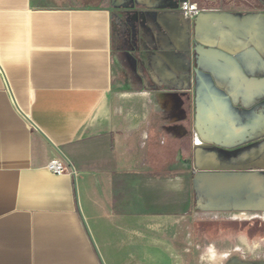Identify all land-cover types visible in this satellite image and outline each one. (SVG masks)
<instances>
[{"label": "crops", "instance_id": "1", "mask_svg": "<svg viewBox=\"0 0 264 264\" xmlns=\"http://www.w3.org/2000/svg\"><path fill=\"white\" fill-rule=\"evenodd\" d=\"M93 1L0 0V264H176L179 208L264 210L262 163H195L264 141V0L161 5L120 91Z\"/></svg>", "mask_w": 264, "mask_h": 264}, {"label": "rangeland", "instance_id": "2", "mask_svg": "<svg viewBox=\"0 0 264 264\" xmlns=\"http://www.w3.org/2000/svg\"><path fill=\"white\" fill-rule=\"evenodd\" d=\"M200 9L260 8L258 0H191ZM95 3H103L94 0ZM264 2V1H262ZM105 3V2H104ZM112 13V53L115 87L121 80L135 79L139 64L149 59L145 40L155 39L154 21L161 5H182L181 0H108ZM156 13V16H153ZM126 77V78H125ZM183 216V217H182ZM177 232L171 236L176 264H225L234 259L264 260V210H208L193 205L179 208ZM167 239L166 237H163ZM168 252V253H169Z\"/></svg>", "mask_w": 264, "mask_h": 264}, {"label": "flooded vegetation", "instance_id": "3", "mask_svg": "<svg viewBox=\"0 0 264 264\" xmlns=\"http://www.w3.org/2000/svg\"><path fill=\"white\" fill-rule=\"evenodd\" d=\"M208 160L217 162V165L228 170L244 166L242 162L255 164L257 163L255 161H258V163H262V165H264V141L251 142L246 146L233 150L222 149L218 146H204L195 150V163L197 166L207 167L206 162ZM242 261L245 264H264V260L257 259H243ZM229 262L230 261L225 264H228Z\"/></svg>", "mask_w": 264, "mask_h": 264}, {"label": "built area", "instance_id": "4", "mask_svg": "<svg viewBox=\"0 0 264 264\" xmlns=\"http://www.w3.org/2000/svg\"><path fill=\"white\" fill-rule=\"evenodd\" d=\"M181 9L184 12L185 16L189 18L196 17L200 12V8L198 4L196 2H192L191 0L183 1L181 5ZM47 168L56 174H62L69 170L67 165L61 161L50 162L47 165Z\"/></svg>", "mask_w": 264, "mask_h": 264}, {"label": "water", "instance_id": "5", "mask_svg": "<svg viewBox=\"0 0 264 264\" xmlns=\"http://www.w3.org/2000/svg\"><path fill=\"white\" fill-rule=\"evenodd\" d=\"M182 2L185 1V0H181ZM224 169V168H223Z\"/></svg>", "mask_w": 264, "mask_h": 264}]
</instances>
